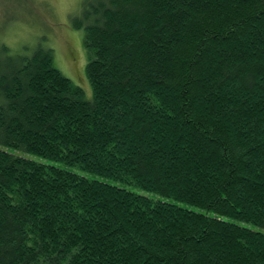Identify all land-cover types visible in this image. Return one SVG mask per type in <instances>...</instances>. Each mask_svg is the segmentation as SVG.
<instances>
[{
  "label": "trees",
  "instance_id": "1",
  "mask_svg": "<svg viewBox=\"0 0 264 264\" xmlns=\"http://www.w3.org/2000/svg\"><path fill=\"white\" fill-rule=\"evenodd\" d=\"M69 20L91 98L0 43V264H264V0Z\"/></svg>",
  "mask_w": 264,
  "mask_h": 264
},
{
  "label": "rangeland",
  "instance_id": "2",
  "mask_svg": "<svg viewBox=\"0 0 264 264\" xmlns=\"http://www.w3.org/2000/svg\"><path fill=\"white\" fill-rule=\"evenodd\" d=\"M79 2L0 0V43L6 44L12 52L26 54L37 44L49 46L55 67L79 86L86 98H91L92 88L85 73L88 55L83 44L84 31L73 28L69 20Z\"/></svg>",
  "mask_w": 264,
  "mask_h": 264
}]
</instances>
